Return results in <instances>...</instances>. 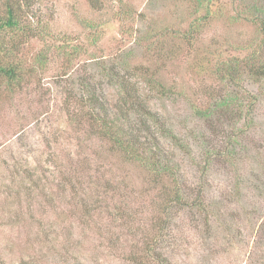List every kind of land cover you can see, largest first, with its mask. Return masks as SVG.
<instances>
[{
    "label": "rangeland",
    "instance_id": "rangeland-1",
    "mask_svg": "<svg viewBox=\"0 0 264 264\" xmlns=\"http://www.w3.org/2000/svg\"><path fill=\"white\" fill-rule=\"evenodd\" d=\"M31 1L44 40L19 44L30 52L25 65L32 73L14 90L0 78V263L131 264L121 249H108L106 234H120L125 253L140 249L134 227H153L169 182L155 185L145 170L113 154L79 113L89 109V94L115 101L126 76L181 140L177 147L158 139L166 157L181 161L191 185L201 178L200 210L182 205L168 212L163 251L170 264H264V79L243 65L255 52L264 59V34L255 25L264 0H237L238 11L213 15L181 0H108L101 13L97 0ZM123 3L126 12H119L115 5ZM194 10L192 20L202 19L199 35L178 38L175 31ZM150 24L164 38L154 63L144 42ZM42 49L48 58L38 64ZM232 60L241 63L238 83L220 77ZM156 67L170 94L160 96L134 71ZM224 99L233 104L220 115L194 112ZM207 150L212 162L201 176L195 159ZM97 178L121 190L108 203L126 220L83 216L84 203L97 198Z\"/></svg>",
    "mask_w": 264,
    "mask_h": 264
},
{
    "label": "trees",
    "instance_id": "trees-1",
    "mask_svg": "<svg viewBox=\"0 0 264 264\" xmlns=\"http://www.w3.org/2000/svg\"><path fill=\"white\" fill-rule=\"evenodd\" d=\"M190 2L194 8L198 11L200 8L206 7L207 15H213L214 12H236L241 8L239 1L237 0H181ZM245 1V0H244ZM115 2V1H113ZM116 3V2H115ZM120 3V2H119ZM241 3V2H240ZM108 4V0H97V13H101L105 10V5ZM111 3L108 4V6ZM90 5L93 6L92 1ZM123 7H115L123 12H126L124 3ZM259 4H256L258 8ZM264 9V8H263ZM230 10V11H229ZM35 3L31 0H1L0 2V78L3 79L11 90L16 89L15 86H21L25 80L29 69L25 65V60L29 61L30 54L28 51L26 42L35 41L36 39L44 40L42 35V29H38L34 14L36 13ZM260 19H257L255 25L260 28L264 34V12L259 11ZM195 10L189 20L185 19L184 28L182 25L184 22L180 20L178 25L179 29L175 31L174 35L178 38L192 41L202 27V19L195 17ZM230 16V15H229ZM228 17V16H227ZM263 17V20L261 19ZM249 19V17H246ZM252 18V17H250ZM212 19H215L214 17ZM238 20V18H237ZM252 21H256L251 19ZM236 21V20H235ZM150 24L147 26L144 42L148 43L150 48L149 60H153L154 56L157 57L159 44L163 41V34L158 29ZM39 30V31H38ZM181 33V35H180ZM11 36V40L5 41L7 37ZM20 40H25L21 46ZM8 43V44H5ZM154 48L156 53H154ZM24 49V52L22 50ZM252 57L247 58L246 64L250 69V75L254 79L262 81L264 79V59L262 60L258 53L252 54ZM48 50L42 49L35 57L38 64H43L47 61ZM32 59L30 58V61ZM241 64V63H240ZM239 61H229L225 63L220 69L221 78H227L229 81L238 83L241 81ZM141 69H134L136 72H141V75L145 78L147 85L153 91L156 90L160 96L164 94H170L164 84L161 82L160 70L156 67L152 73ZM32 73V72H29ZM150 73V74H149ZM160 89V90H159ZM119 96L113 102H102L97 94H94L88 98L89 109L86 112L79 111L81 118L89 125V131L91 134H95L98 139H101L104 143L110 146V151L113 154H118L125 162L132 163L145 170L151 177V183L164 184L169 182L168 187L161 190L159 199L157 201V211H154L153 227L149 230L141 226L134 227L136 233H132L135 237L140 238L141 247L134 246V251L125 253L124 242L122 236L116 233L106 234L108 240V249L111 251L121 249V255L125 256V259L129 260L131 264H170V261L164 255L163 246L167 242V234L170 226L168 223V212L172 210L174 206H186L193 210H200L203 203V198L200 199L202 194L201 190V178L198 177V184L196 186L191 185L190 182L183 179L181 173L182 165L181 161H175L173 158H167L165 148L160 144L158 139L165 138L168 142H173L175 146L179 147L181 140L175 135L169 133L165 121H163V115L157 111H153L149 107V102L141 100L138 91H134V86L130 87V83H127L126 76L120 77L118 80ZM112 101V100H111ZM97 102V103H96ZM91 103V105H90ZM230 100L224 99L217 103L216 107L207 110L194 109L203 119H210L215 115H220L222 109H228L232 106ZM81 105V104H80ZM85 106V105H84ZM83 106V107H84ZM81 107V106H80ZM77 115H75L76 117ZM162 116V117H161ZM170 136V137H168ZM187 149V148H184ZM189 150V149H187ZM204 152V151H203ZM201 151L200 158L195 159L200 165L201 176L206 174L210 162H212V153L207 150ZM211 155V156H210ZM206 156V157H205ZM167 177H170L169 180ZM95 185V183H94ZM96 186V185H95ZM97 198L92 201L93 205L87 201L84 203L83 216L87 219L95 218L96 221L100 218L108 217L109 219L116 221L117 219H124L129 215H126L125 211H121L120 207L117 208L121 211V215L111 212V207L108 203V199H113L121 190L114 187L110 182H104L102 184L101 178H97ZM202 197V195H201ZM158 198V197H157ZM156 206H154L155 210ZM116 210V209H115ZM109 214V215H108ZM98 224V223H97ZM140 225V223H139ZM99 232H103L101 228L97 226ZM105 236V237H106ZM103 237V236H102ZM137 245V244H136ZM1 264V263H0ZM24 264H35L34 261Z\"/></svg>",
    "mask_w": 264,
    "mask_h": 264
}]
</instances>
